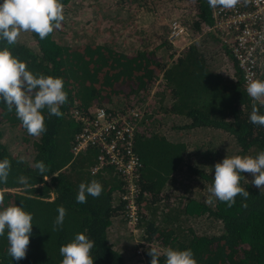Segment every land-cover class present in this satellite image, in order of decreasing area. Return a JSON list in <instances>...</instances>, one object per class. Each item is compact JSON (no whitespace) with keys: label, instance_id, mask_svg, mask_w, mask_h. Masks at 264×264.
I'll return each mask as SVG.
<instances>
[{"label":"trees","instance_id":"16d2710c","mask_svg":"<svg viewBox=\"0 0 264 264\" xmlns=\"http://www.w3.org/2000/svg\"><path fill=\"white\" fill-rule=\"evenodd\" d=\"M146 1L152 0H142ZM67 2L60 0L62 5ZM118 2L124 6L141 1ZM195 3L194 14L198 20L191 17L192 32L198 30L200 22L210 21L205 1L196 0ZM53 33L40 39L37 34L30 32L36 51L19 42L9 45L0 41V50L7 48L14 57L25 62L27 69L34 75L62 78L68 97L60 108L62 117H50L47 109L43 110L47 131L41 137L34 138L32 155L29 157L11 154L0 140V161L8 159L11 162L7 182L0 183V192L4 193L3 207L21 206L33 217L26 257L17 261L8 255L6 232L0 237V264H61L63 257L59 248L72 242L77 233H84L95 242L91 250L93 264H125L121 255L106 240L110 220L118 218L123 222V201L120 199L125 190L123 181L110 165L90 173L96 161V148L87 146L75 155L70 151L74 135L81 129L79 117L72 114V108L81 115H87L93 107L104 106L101 103L109 101L113 95L128 98L127 101L122 100L120 112L134 104L146 102L143 114L134 124L132 137L141 162L136 202L140 206L139 202L142 201L146 210H149V216L145 217L142 210L140 214L139 208L138 226H141L142 239L147 244L137 264H151V248L161 253L159 264H165L163 253L168 248L191 249L197 264H264L262 189L244 181L242 177L240 186L250 194L247 200L237 196L235 204L228 207L214 198L213 208L207 207L201 199L177 195L179 192L174 188L169 196L164 197L161 193L163 188V191L171 190V187L165 188L167 182L173 184L180 172L187 173L188 177L200 180L209 187L213 181L209 168L214 169V165L226 157L224 152H220L221 147L213 150L217 153H206L205 158L201 154L207 148L199 149V140L197 144H193V141L187 143L177 136V141L167 140L160 132L161 125H166L165 117H184L188 120L180 127L184 129H218L222 135L232 137L240 156L248 152L256 157L264 151V127L249 121L253 104L259 108L261 115H264V106L245 94L235 67L237 76L234 79L212 70L215 67L211 62L212 57L204 59L200 50L205 47L200 45H189L176 55L169 48L166 58L161 60L153 50L140 49L125 54L104 44L73 50L67 45L58 44L52 37ZM163 37L165 40V35ZM215 53L222 54L220 50ZM259 80L264 81V69ZM155 86L154 94L150 95L149 88ZM154 96L159 99L155 100ZM107 111L110 114L116 112L111 109ZM1 120L28 135L15 110L9 111L2 101ZM224 135L220 136L221 142ZM191 160L193 163H190ZM38 161L46 166L44 174L40 175L34 167ZM20 176L28 178L31 189L25 190L17 182ZM93 180L102 185L101 195L93 198L86 194L87 203H77L79 185ZM6 189L20 190L10 192ZM170 196L174 197L173 201H169ZM161 199H164L163 202ZM59 206H63L67 214L60 230L53 231ZM155 213L159 214L158 217ZM199 213L214 217L215 224L220 225V232L211 235L197 233L189 224ZM156 218L160 224L154 222Z\"/></svg>","mask_w":264,"mask_h":264},{"label":"clouds","instance_id":"9594fccd","mask_svg":"<svg viewBox=\"0 0 264 264\" xmlns=\"http://www.w3.org/2000/svg\"><path fill=\"white\" fill-rule=\"evenodd\" d=\"M248 2L249 0H243L244 4ZM207 3L210 8L233 9L241 0H207ZM63 20V5L60 0H3L0 4V41L14 45L21 32L35 33L40 39H45L54 30L61 28ZM246 91L253 101H258L264 106V81L250 79ZM67 98L62 78L34 75L27 69L26 63L14 57L7 48L0 50V101L9 111L15 110L28 135L39 138L46 133L43 110L47 109L50 117H62L60 108L67 102ZM249 121L264 127V115L259 114L255 103ZM34 167L40 175L47 171L42 161L36 162ZM10 169L11 162L8 159L0 161V183L7 182ZM241 173L250 174L253 177L251 184L256 188H264V151L258 153L255 158L236 155L225 157L216 163L206 203L212 204L215 198L232 207L237 196L247 200L250 194L240 186L243 177ZM17 182L23 185L25 190L32 188L25 176L18 177ZM102 191L103 187L98 181L93 180L88 184L82 182L78 188L76 202L87 203V195L98 198ZM3 205L4 193L0 192V237L7 232V253L12 259L19 261L26 257L33 217L21 206ZM57 212L53 231L60 230L67 214L63 206H59ZM94 243L84 233H77L72 242L59 248L63 257L61 264H93L91 250ZM149 255L151 264H159L161 253L156 248H151ZM163 255L166 257L165 264H197L191 249L168 248Z\"/></svg>","mask_w":264,"mask_h":264},{"label":"rangeland","instance_id":"374dc122","mask_svg":"<svg viewBox=\"0 0 264 264\" xmlns=\"http://www.w3.org/2000/svg\"><path fill=\"white\" fill-rule=\"evenodd\" d=\"M140 1L141 2L136 3L130 2L129 4L120 6L118 0H68L66 5H63L64 20L61 22V28L55 30L52 37L58 44L67 45L73 50L90 45L104 44L114 50L124 52L125 54L140 49L153 50L161 60L166 58L169 48L175 51V55L183 52L184 49L175 47L167 41L166 24L170 18L179 17L186 21L189 25L187 26L191 29L192 14L196 11V0ZM163 35H165V40ZM189 36V39L192 40L189 45H200L205 47V49L200 50V52L203 53L204 59L205 57H212L211 62L215 64V67H212L216 72L218 71L224 77L230 79H234L235 76H237L234 72V64L230 57L222 54L220 56V53H215L217 51H215L216 49H214V43L212 41H205L200 37L194 39L192 34H189ZM17 42L22 43L33 51L37 50L30 36V32H21ZM177 44H183V42L178 41L175 45ZM155 89L156 86L149 88L148 93L150 95L154 94ZM154 99L158 100L159 98L154 96ZM122 100L127 101L128 98H122V95H113L109 98V101L102 102L101 104L107 109L120 111L123 107ZM132 106H138L144 111L146 102L134 104ZM170 128L168 127L170 133L173 131L175 133L178 132V134L175 135H177L179 139H184L187 143H191L193 140L192 143L197 144L196 141L198 143L200 141L198 146L199 149L203 150L207 148L205 153L201 154L204 155L205 158L206 153H217L213 150H217L216 148L221 149V145L222 150L220 152H224L226 157L231 158L238 155V148L232 137L231 141L229 138V140H223V142H221L215 134L202 132L192 133L188 129L184 131V128H180V125L177 123L172 122ZM202 130L203 129H200V131ZM0 132V140L5 144L11 154L22 158H26L27 155L28 157L32 155V142L34 141V137L26 135L19 128L6 123L5 120L0 121ZM248 155L255 158L253 154L248 152L243 156ZM190 163H193V160H191ZM208 172L211 177H214V169L209 168ZM180 173L181 174L175 178L173 184L169 181L167 182L168 184L165 188L171 187V190L163 191L164 188L162 189L161 193L164 194V197L171 195L172 188H174L179 192L177 195H185L187 199H201L206 202L210 195L208 187L204 186L202 181L195 180L193 177H188L187 173ZM243 177L244 181L251 184L253 177L250 174L243 173ZM6 190L11 192L14 189ZM262 191L264 192V188H262ZM173 199L174 197L170 196L169 201H173ZM163 200L164 199H161V202H163ZM180 200H183V198ZM139 203L140 214L142 210L145 217H148L149 210H146L142 201ZM213 203H206V205L207 207L213 208ZM155 214L157 215L156 217H158L159 214ZM195 216L196 219L192 220L189 225L197 233L211 235L220 232V225L218 226L215 224L217 222L210 214L206 215V213H199ZM114 222H116V224L120 222V224L115 230H112L111 226ZM154 222L160 224L158 218H156ZM140 228L141 226L131 231V229L122 221L118 220V218L110 220L107 233L109 241H111L112 244L108 242L107 234L106 240L111 245V248L121 255L125 264L140 263L143 257V249L147 242L143 240V233L141 234L142 229L140 230ZM114 244H117L119 248H115L113 246ZM139 248L142 250L140 254H138Z\"/></svg>","mask_w":264,"mask_h":264},{"label":"built area","instance_id":"2783aa9c","mask_svg":"<svg viewBox=\"0 0 264 264\" xmlns=\"http://www.w3.org/2000/svg\"><path fill=\"white\" fill-rule=\"evenodd\" d=\"M204 1L209 10L210 21L200 22L198 30L192 32L186 21L172 17L166 24V39L180 49L191 44L189 34L194 39L200 37L205 41H212L214 49L220 50L232 60L242 88L248 96L246 88L249 80H259L264 69V0H249L247 4L241 0L233 9L210 8L207 0ZM192 16L198 20L195 14ZM178 41L183 44L175 45ZM72 114L79 117L81 129L74 135L71 153L75 155L87 146L94 147L97 156L90 173H96L105 165L112 167L123 181L125 189L120 196L123 201V223L134 231L139 227L140 218L136 198L141 162L134 149L132 137L134 124L143 111L138 106H132L110 114L104 106H95L87 115H81L76 109H72ZM141 252L139 248L138 254Z\"/></svg>","mask_w":264,"mask_h":264},{"label":"crops","instance_id":"0c3cea01","mask_svg":"<svg viewBox=\"0 0 264 264\" xmlns=\"http://www.w3.org/2000/svg\"><path fill=\"white\" fill-rule=\"evenodd\" d=\"M182 53V52H181ZM212 70H214L215 71V69H212ZM230 80V79H229ZM164 121H166V125H161V128H160V132H161V134L167 139V140H170V141H177V139L175 138L177 135H175V134H178V132H172V133H170L169 132V130H168V125L171 123V122H174V123H177L178 125H180V127L182 126V125H184V124H186L187 122H188V120L187 119H185L184 117H182V116H177V115H172L171 117H165V119H164ZM200 129H203L202 131H200ZM187 129H184V131H186ZM190 132H192V133H196V132H202V133H207V134H215L216 135V137L218 138V139H221V137L220 136H223L222 135V132L221 131H219L218 129H212V128H208V127H194V128H189L188 129ZM226 134V133H225ZM225 136V135H224ZM229 138L230 137H224L223 138V140H229ZM222 140V139H221ZM232 139L230 138V141H231ZM193 141V140H192ZM221 147H222V145H221ZM112 224V223H111ZM120 224V222H117V224H116V222H114L113 224H112V226H111V228H112V230H115V228L118 226ZM107 239H108V242L110 243V244H112L111 243V241H109V238H108V233H107ZM115 248H119L118 247V245L117 244H114L113 245Z\"/></svg>","mask_w":264,"mask_h":264}]
</instances>
